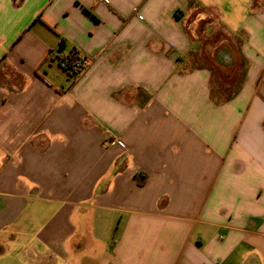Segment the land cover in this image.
Listing matches in <instances>:
<instances>
[{"label": "crops", "instance_id": "0c3cea01", "mask_svg": "<svg viewBox=\"0 0 264 264\" xmlns=\"http://www.w3.org/2000/svg\"><path fill=\"white\" fill-rule=\"evenodd\" d=\"M0 264H264V0H0Z\"/></svg>", "mask_w": 264, "mask_h": 264}, {"label": "built area", "instance_id": "2783aa9c", "mask_svg": "<svg viewBox=\"0 0 264 264\" xmlns=\"http://www.w3.org/2000/svg\"><path fill=\"white\" fill-rule=\"evenodd\" d=\"M57 62L59 67L76 81L91 67L93 59L78 50L69 53L60 50L57 53Z\"/></svg>", "mask_w": 264, "mask_h": 264}, {"label": "trees", "instance_id": "16d2710c", "mask_svg": "<svg viewBox=\"0 0 264 264\" xmlns=\"http://www.w3.org/2000/svg\"><path fill=\"white\" fill-rule=\"evenodd\" d=\"M75 50V49H74ZM74 50H72L71 52H73Z\"/></svg>", "mask_w": 264, "mask_h": 264}, {"label": "rangeland", "instance_id": "374dc122", "mask_svg": "<svg viewBox=\"0 0 264 264\" xmlns=\"http://www.w3.org/2000/svg\"><path fill=\"white\" fill-rule=\"evenodd\" d=\"M65 53V52H64Z\"/></svg>", "mask_w": 264, "mask_h": 264}]
</instances>
